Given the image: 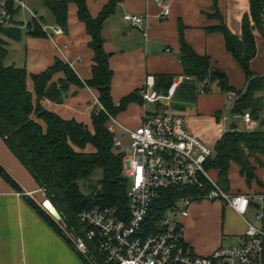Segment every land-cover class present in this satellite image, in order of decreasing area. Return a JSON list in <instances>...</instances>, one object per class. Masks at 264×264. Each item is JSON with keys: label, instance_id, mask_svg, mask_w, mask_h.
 <instances>
[{"label": "crops", "instance_id": "1", "mask_svg": "<svg viewBox=\"0 0 264 264\" xmlns=\"http://www.w3.org/2000/svg\"><path fill=\"white\" fill-rule=\"evenodd\" d=\"M167 1L170 12L166 18L159 17L160 9L153 0H123L116 4L114 13L102 24L103 49L108 55V65L112 71V101L117 104L121 99L140 91L149 75L154 77L155 91L161 97L155 104H144L143 101L129 104L124 111L116 115V120L124 128L133 130L141 126L146 111L152 115L173 113L184 117L190 132L214 146L218 136L222 134V115L226 109L228 114L232 107L226 106V93L220 91L218 81L198 82L195 78L183 75L179 42L180 38H183L198 56L209 59L213 70L226 77L232 90L242 91L245 88L244 75L226 51L223 36L216 30L219 25L216 14L224 20L234 35H239V17L247 9V0ZM85 2L90 16L96 18L107 0ZM25 5L30 11L21 9L13 18V22L18 24L17 27L22 32L20 40L13 41L2 36L7 43L6 59L10 57L6 66L26 69L27 88L31 93L33 84L30 76L46 71L56 59L68 64L84 84L91 78L92 52L88 48L89 37L85 27L77 19L76 6L73 3L68 4L67 27L64 30L56 25L51 12L44 8L43 0H25ZM126 13L146 15V21L140 28L129 30L122 20ZM31 14L36 16L40 27H57L62 33L48 34L41 29L45 37L35 38L27 35V26L33 19ZM45 22L48 25H44ZM255 42L256 56L250 63V69L254 75H264V37L256 34ZM62 79L64 74L58 72L52 76L50 84L59 87L58 82ZM206 85L210 91L201 94L200 91L204 90ZM172 88L170 98L164 99ZM212 89L216 94H212ZM188 96H194L195 104H183L184 101H180ZM96 97V92L85 85H70L62 93L59 102L42 99L40 104L60 118L75 120L91 130V116L96 108ZM230 124H235L240 130L236 120H228L224 127L228 128ZM86 150L90 151V148ZM0 166L22 192L18 193L0 177V264H84L64 239L30 205L28 199L31 198L23 195L32 193L34 199L31 200L38 205V186L1 138ZM255 175L264 185V161L261 167L255 165ZM241 179L243 184L234 189L230 188L229 192L248 197L264 192L255 182L247 186L244 178ZM219 204L224 210L225 206L220 202ZM229 212L236 218L237 228L227 237L234 238L237 241L235 244H238L245 230V220L253 221L255 211L253 208L249 209L244 218L239 217L230 208ZM189 217L190 213L181 220V224ZM193 223L195 227L200 224L197 219H194ZM214 224L218 226V219ZM183 239L192 252L199 256H207L224 247L222 236L217 238L216 246L209 248L205 242L200 241L198 233L193 234L192 229L185 231L183 228Z\"/></svg>", "mask_w": 264, "mask_h": 264}, {"label": "trees", "instance_id": "2", "mask_svg": "<svg viewBox=\"0 0 264 264\" xmlns=\"http://www.w3.org/2000/svg\"><path fill=\"white\" fill-rule=\"evenodd\" d=\"M121 1L107 0L98 16L92 18L85 0H43L44 8L51 12L56 25L64 30L67 27L68 4L76 6L77 19L85 27L89 37L88 48L92 52L91 78L84 84L68 64L56 59L46 71L30 76L34 94L31 93L27 88L26 69L4 65L8 54L7 43L0 38V138L33 178L38 189L44 191L46 200L60 215V223L77 233L81 230L78 222L81 212L96 207H110L122 215L126 206L128 181L122 173V156L112 149V136L106 129L108 118L105 112L116 117L129 104L141 103L142 99L138 91L117 104L112 101V71L101 36L102 24ZM6 9L10 26H0V35L19 41L22 32L13 18L20 9L15 8L12 2H7ZM216 16L219 19L216 30L223 36L226 51L236 61L245 79V88L235 91L240 97L229 115L236 116L249 111L252 118L258 121V129L245 132L238 130L235 124H230L215 144L214 155L208 160L206 169L216 173L215 181L224 191H230L228 174L231 165L237 166L239 176L244 178L247 186L255 182L264 189L255 175V165L261 167L264 161V75H254L250 69V63L256 56L255 35L264 37V0H247V9L239 17V35H234L224 20ZM27 30L29 36L45 37L35 19L28 24ZM179 44L184 76L195 78L198 82L218 81V87L223 93L234 91L228 86L225 76L221 79L216 77L207 57L198 56L183 38H180ZM58 72L64 74V79L58 82L59 87L50 84L52 76ZM70 85H85L95 91L97 101L105 111L96 105L91 116V130L75 120L60 118L40 104L42 99L59 102L62 93ZM204 90L209 92V86L206 85ZM86 148H90V151ZM98 169L101 170V178L96 183H85L88 193L83 194L80 182H86ZM0 177L18 193H22L1 166ZM199 193L198 190L188 188L165 191L151 204L149 216L155 220L176 202ZM28 201L78 255L49 214L33 200Z\"/></svg>", "mask_w": 264, "mask_h": 264}, {"label": "built area", "instance_id": "3", "mask_svg": "<svg viewBox=\"0 0 264 264\" xmlns=\"http://www.w3.org/2000/svg\"><path fill=\"white\" fill-rule=\"evenodd\" d=\"M7 2H12L20 10L30 11L25 0H0V26H10ZM153 2L160 9L159 17L166 18L170 12L168 1ZM31 15L37 20L34 14ZM122 20L132 30L145 23L146 15L126 13ZM41 29L47 31L43 26ZM50 29L55 35L62 33L57 27ZM172 92L173 88L164 99L168 100ZM200 93L204 94L205 90ZM140 96L144 104L160 101L153 76L146 77ZM239 97L235 91L227 92L228 106L232 107ZM95 102L104 111L96 98ZM105 114L108 118L106 129L112 136V149L121 154L122 173L128 181L123 214L119 215L110 207L83 211L78 215L81 230L77 233L67 229L60 223L61 218L55 219L46 210L45 202L49 201L43 190L37 191L41 197L38 205L59 226L85 264H264V192L252 197L232 194L210 179L206 165L214 155L215 145L190 132L184 117L173 113L152 115L146 111L141 126L133 130L121 126L116 117ZM238 119L248 131L258 126V121L249 111L230 116L226 109L221 118L222 134L217 142L227 130L224 127L226 122ZM187 188L201 193L176 202L159 218L151 219V204L161 193ZM23 195L34 199L32 193ZM197 200L220 201L241 218L253 208V221L245 220L241 242L220 247L207 256L194 254L184 242L181 220L188 216L191 202Z\"/></svg>", "mask_w": 264, "mask_h": 264}, {"label": "rangeland", "instance_id": "4", "mask_svg": "<svg viewBox=\"0 0 264 264\" xmlns=\"http://www.w3.org/2000/svg\"><path fill=\"white\" fill-rule=\"evenodd\" d=\"M47 15L49 16L50 14H47ZM44 25H48V24L45 22ZM47 33L53 34V31L51 29H47ZM0 38L3 40L1 35H0ZM9 62H10V57L4 61V65L5 66L8 65ZM212 94H216L214 93V89H212ZM176 99H178V97ZM180 101H184L183 104H195L194 96H188L187 98H181ZM262 103H263V110H264V98L262 100ZM228 105L229 103L226 101V106ZM262 116H264V111L262 112ZM236 121L239 124L240 131L249 132L244 127L241 120H236ZM256 129L258 128L256 127ZM208 173H209L210 179L212 180L216 179V173L214 171H209ZM100 178H101V170L99 169L95 170L86 182H80L81 192L86 195L88 191L86 189L87 184L85 183H89V182L96 183ZM228 179H229L231 189H234L243 184V181L241 177L239 176L238 169L235 165H231L229 169ZM36 198L41 201V197L38 194L36 195ZM219 202L220 201H208V200H197V201L191 202L188 208V215L190 213V217L187 220L182 222V225L185 231L192 229L193 234L198 233L200 236V241L205 242V244L209 246V248L214 247L218 244L217 238L219 236H222L224 239L223 241L224 247L233 245L237 242L234 238L227 237V235L234 232V230H236L237 228L236 218L230 214L228 206H225L223 210ZM47 204H50V203L47 202ZM194 219H197L200 222V224L198 223L197 225L198 227H195L194 223L192 224V221H194ZM217 219L219 222L218 226L214 224L215 220ZM186 221L188 222V224H186Z\"/></svg>", "mask_w": 264, "mask_h": 264}, {"label": "water", "instance_id": "5", "mask_svg": "<svg viewBox=\"0 0 264 264\" xmlns=\"http://www.w3.org/2000/svg\"><path fill=\"white\" fill-rule=\"evenodd\" d=\"M214 74L216 75L217 78L221 79L223 77V74L218 72V71H214ZM50 206L52 207V205L50 204ZM46 210L49 211V207H46ZM55 210V209H54ZM50 212V211H49ZM51 213V212H50ZM51 215L55 218V219H59L60 215L58 214V212L55 210V213H51Z\"/></svg>", "mask_w": 264, "mask_h": 264}, {"label": "bare ground", "instance_id": "6", "mask_svg": "<svg viewBox=\"0 0 264 264\" xmlns=\"http://www.w3.org/2000/svg\"><path fill=\"white\" fill-rule=\"evenodd\" d=\"M45 206H46V207H49V211H50L51 213H55V210L50 206V204H47V202H45Z\"/></svg>", "mask_w": 264, "mask_h": 264}]
</instances>
